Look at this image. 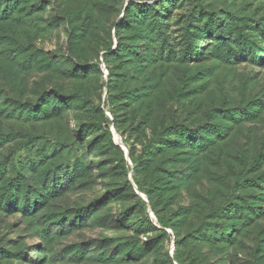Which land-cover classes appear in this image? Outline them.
I'll list each match as a JSON object with an SVG mask.
<instances>
[{"label":"rangeland","instance_id":"374dc122","mask_svg":"<svg viewBox=\"0 0 264 264\" xmlns=\"http://www.w3.org/2000/svg\"><path fill=\"white\" fill-rule=\"evenodd\" d=\"M0 264H264V0H0Z\"/></svg>","mask_w":264,"mask_h":264},{"label":"trees","instance_id":"16d2710c","mask_svg":"<svg viewBox=\"0 0 264 264\" xmlns=\"http://www.w3.org/2000/svg\"><path fill=\"white\" fill-rule=\"evenodd\" d=\"M19 1L20 0H13V2L15 4H17ZM159 5L161 6V8H160L161 11H157L155 6H152V5L151 6L150 5L146 6V8H148V9L149 8L154 9V10H156L158 12V14H160V16L158 15L159 16V18H158L159 19V26L158 27H160V25L163 24L164 15H163V12L162 11H163V9L165 7L164 4L163 5L162 4H159ZM211 15H213V19H218V21H223V19H222V13L216 12L215 15H214V13L211 14ZM128 17H129L128 19L133 20V21H140L141 23H144L145 22V20L142 17V15L138 14L137 12H133V13L129 14ZM218 28H220L219 30H222V32L220 34L224 35L225 34V31L222 29V27L219 26ZM162 33H163L162 36L164 37L165 32H162ZM200 47L201 46H199L197 44V41L195 39L189 38L188 39L187 48L185 49L184 54H183V58L184 57H190L191 56L192 59H194V55H196L197 58L200 57V55L202 54V51L200 52ZM130 51L135 56H138V54H139L136 50L135 51L134 50L133 51L130 50ZM111 52H112V47L109 48L106 53L107 54H110ZM242 52L243 51H241L240 53H242ZM152 56H153V54H151V56H148L149 58H147L146 60H148V61L153 60L154 57H152ZM129 93H131V96L128 94L127 97L129 99H132V97L135 95V91L132 90ZM145 95H146V93H145ZM145 100H146V97H145ZM36 108H39V106L36 105ZM136 109H139V108H136ZM237 114H239V112L236 111V112H233V113H228L226 116L230 117V119H232V120H235L236 119V116H234V115H237ZM211 127H207V126L204 125L202 127H198L196 129H193L190 126L180 125V124L175 125L173 127H169V128L166 127V128L163 129V131H161V133L160 132L157 133V135H159V137L156 140L158 142H155V144H156L155 149H154V144H153L151 146L148 145V147L146 148V150L148 149V155L149 154L154 155V154H156L161 149H165V148H168L170 146L174 147V146H176L179 143L184 144V142H185L186 139L188 141H191L192 143L199 142L198 141L199 140L198 139L199 137H201L203 134H208L211 131H214V133H217L219 136L222 135V134H220V133L223 132L222 130H219V129L213 130V128H211ZM170 138H172V139H170ZM208 142L210 144L211 142H213V140L211 139ZM121 162L122 163L125 162V158L124 157L121 158ZM136 183L139 185V182L136 181ZM139 187L142 190V192H144L146 194L149 192V190L147 188H145L144 186L139 185ZM16 189L17 188H15V190ZM15 197H16V194L14 193V189H11L10 188V190L8 192V201L13 200ZM142 203L145 205L146 204V201L145 200H142ZM158 222L161 225H164V226L166 225V222L162 218H160V217H158ZM175 258H176L177 261H180V258H179L178 255H176V253H175Z\"/></svg>","mask_w":264,"mask_h":264}]
</instances>
